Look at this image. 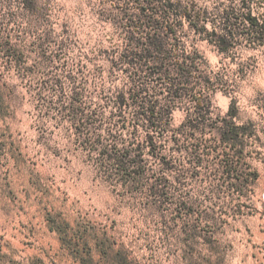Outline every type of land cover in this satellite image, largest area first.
<instances>
[{"label": "rangeland", "instance_id": "rangeland-1", "mask_svg": "<svg viewBox=\"0 0 264 264\" xmlns=\"http://www.w3.org/2000/svg\"><path fill=\"white\" fill-rule=\"evenodd\" d=\"M0 264H264V0H0Z\"/></svg>", "mask_w": 264, "mask_h": 264}]
</instances>
